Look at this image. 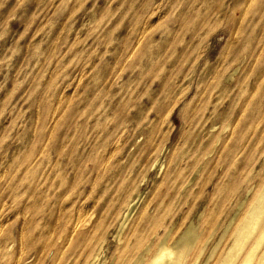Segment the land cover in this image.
Masks as SVG:
<instances>
[{"label":"rangeland","instance_id":"rangeland-1","mask_svg":"<svg viewBox=\"0 0 264 264\" xmlns=\"http://www.w3.org/2000/svg\"><path fill=\"white\" fill-rule=\"evenodd\" d=\"M51 117L79 138L77 157L94 158L67 169L61 158L44 221L54 200L83 208L100 224L89 242L102 241L103 264L145 261L192 223L185 264L201 245L196 264H215L264 186V0H0V196ZM115 133L122 149L95 164ZM179 167L184 183L169 184ZM16 189L0 214L9 235L31 217L30 187ZM75 244L28 250L21 264H83Z\"/></svg>","mask_w":264,"mask_h":264},{"label":"bare ground","instance_id":"bare-ground-1","mask_svg":"<svg viewBox=\"0 0 264 264\" xmlns=\"http://www.w3.org/2000/svg\"><path fill=\"white\" fill-rule=\"evenodd\" d=\"M216 75L218 79L219 75L217 72ZM174 102L175 101H173V103ZM189 119V122L197 119V123H199L201 117H190ZM209 131L210 130H207V134H209ZM89 133L91 134L92 131ZM153 134L152 129H143L142 135L145 138V149L149 148L148 153L152 152L157 147L154 142ZM114 135V139L106 157H99L97 159L99 162H95V164L106 165L110 157H112L118 149H122L120 144V141L123 140L121 137L122 134L115 133ZM215 135L213 134V136ZM98 137L100 136L98 135ZM71 139L72 135L69 133V129L65 126V123L62 124L60 117H51L46 135H38L35 137L30 152L23 155V159L25 162L27 161V163L22 167H17L16 172H18V180L9 186L8 193L5 194V197H2V195L0 196L1 214L3 208H5L9 202H16L20 198L21 193H19L16 187L25 188L26 185V187H30L31 190L30 194L28 193V195L22 199L24 204L31 203L28 204V207L25 205L26 208L30 209L31 217L19 222L15 231L16 234L13 235L11 234L12 232H10L9 235L8 232L2 229L4 224L0 222V262H3V264H21L28 250H32L34 253L38 254L52 251L54 248V251L56 250V252H58L62 243H66L67 241H73L78 244L79 247H82L81 255L84 257L83 264H103L100 244L102 241L97 245H95L97 242L94 243L93 246L90 244L91 241L89 242L91 237L95 239L94 236L99 231L100 224L98 225L97 220H95V223H89L92 216L83 213V208L80 206H68L69 204L65 206L63 204L64 200H54V203H59L56 204L59 207L58 214L51 221H44L43 217H41V214L43 215L46 211H52V206L50 209L52 202L50 189L53 187L54 178L58 175L62 179L66 177V172L59 171L58 173L56 171L61 163V158L63 156L65 157L62 161L66 169L71 165L85 164L86 161H92L94 158L93 155H84L82 158L77 157L78 151L80 150L79 138L75 141L72 140V143L70 142ZM85 140H87L89 144L91 143L88 137H85ZM208 143L210 142L208 141ZM223 147L225 148L224 145ZM230 150L232 152V148ZM50 154H52L54 158L51 159L49 157ZM142 156L146 157L144 154H142ZM170 158L172 157L170 156ZM198 158L199 157H196L195 161H198ZM214 164L216 165L218 163L215 162ZM180 168L181 167L175 172L169 184L176 182L184 183L183 181L185 180H180V177H183V170L181 171ZM225 168L227 167L225 166ZM261 187L262 186L257 190L258 192L255 194L254 200L249 203L248 207L236 221L231 232V241L222 254L219 255L215 264H264V186ZM68 209L70 214L61 222L60 216ZM130 213L131 209L125 213L119 225L118 232L123 229ZM49 215L50 214H48V216ZM232 219L229 220L230 222L228 225H230ZM197 235L198 233L195 230V226L190 223L179 233L178 237L173 238L169 244L165 243V237L163 239L161 238L162 241L157 244L154 252L147 260L144 261V255L141 253L133 264H185L196 243ZM86 249L87 252L84 256V250ZM196 250H198L195 253L197 257L191 264L197 263V259L203 250V245L197 247Z\"/></svg>","mask_w":264,"mask_h":264}]
</instances>
